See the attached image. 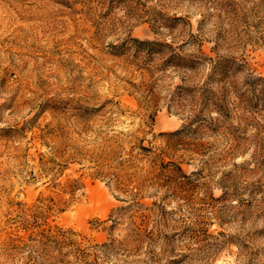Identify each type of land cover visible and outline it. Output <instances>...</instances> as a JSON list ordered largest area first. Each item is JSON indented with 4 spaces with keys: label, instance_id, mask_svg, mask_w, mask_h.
<instances>
[{
    "label": "rangeland",
    "instance_id": "obj_1",
    "mask_svg": "<svg viewBox=\"0 0 264 264\" xmlns=\"http://www.w3.org/2000/svg\"><path fill=\"white\" fill-rule=\"evenodd\" d=\"M176 17L180 19L172 21ZM204 17L207 21L200 27L205 36L221 30L226 38L219 54L235 56L246 72L264 76V0H0V264H22L17 250L6 249L7 234L22 232L24 214L34 213L39 193L52 194L48 182L43 183L46 179H38V153L45 150L38 134L45 124L64 123L60 117L73 110L50 106L69 99L119 100L121 113L113 127H138L152 109L138 106L125 80L147 77L111 55L110 44L131 36L174 38L176 45L187 32L197 33ZM172 23L171 31L165 24ZM211 44L205 43L204 49ZM173 81L177 84L178 77ZM245 117L243 154L225 158L219 141L204 150V157L214 156L211 169L183 155L186 173L204 167L193 201L174 215L178 233L170 244L158 241L148 254L143 246L136 258L144 261L137 264H264V110ZM183 118L161 104L147 136L175 130ZM76 167L71 165L66 174ZM83 180L79 201L51 214L47 222L102 242L106 233L91 228V222L106 219L122 202L101 180L86 175ZM218 182L226 190L223 198ZM205 186L212 197L204 195ZM114 237L122 239L121 230Z\"/></svg>",
    "mask_w": 264,
    "mask_h": 264
},
{
    "label": "trees",
    "instance_id": "obj_2",
    "mask_svg": "<svg viewBox=\"0 0 264 264\" xmlns=\"http://www.w3.org/2000/svg\"><path fill=\"white\" fill-rule=\"evenodd\" d=\"M206 21L205 17L199 20L198 32H187V37L176 45L174 38L167 41L131 36L119 45L110 44L111 55L123 58L147 77L139 82L125 80L126 90L138 106L152 109L138 127H113L121 113L119 100L83 103L69 99L50 106L53 110L68 106L73 112L60 117L62 124H45L38 134L45 148L38 153V179H46L43 183L48 182L52 194L39 193L34 213L24 214L22 232L7 234L5 247L17 250L22 264L144 261L136 258L138 251L146 246L148 254L158 241L170 244L178 233L174 215L183 205L192 203L197 191L196 182L204 167L186 173L183 155L199 159L211 169L209 160L214 156L204 157V150L217 142L223 144L225 158L245 152V114L264 110V76L246 72V65L235 56L219 54L226 38L221 30L205 36L200 25ZM165 25L172 31L176 24ZM205 43H212L208 50L204 49ZM176 76L179 82L174 84ZM161 104L183 114V122L175 130L151 134L149 138L154 113ZM71 165L78 167L66 174ZM85 175L101 180L122 202L106 219L91 222V228L106 233L107 239L102 242L47 222L51 214L68 210L84 195ZM218 184L223 198L226 190L221 182ZM203 193L212 197L209 186ZM117 230H121L122 239L114 237Z\"/></svg>",
    "mask_w": 264,
    "mask_h": 264
}]
</instances>
